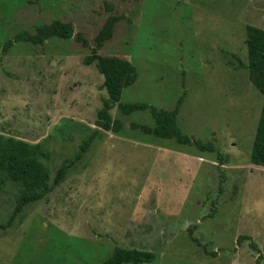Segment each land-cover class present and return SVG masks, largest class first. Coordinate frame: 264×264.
Wrapping results in <instances>:
<instances>
[{
	"label": "rangeland",
	"instance_id": "obj_1",
	"mask_svg": "<svg viewBox=\"0 0 264 264\" xmlns=\"http://www.w3.org/2000/svg\"><path fill=\"white\" fill-rule=\"evenodd\" d=\"M111 16L123 19L98 53L137 70L121 103L172 111L183 97L182 133L213 143L225 164L134 129L155 127L148 111L115 107L121 133L96 138L12 226L20 191L0 187V264H103L116 247L153 252L149 264H264V167L251 162L264 98L244 67L246 27L264 29V0H0V46L56 20L82 37L0 51V134L42 144L52 180L77 157L108 98L84 60Z\"/></svg>",
	"mask_w": 264,
	"mask_h": 264
},
{
	"label": "trees",
	"instance_id": "obj_2",
	"mask_svg": "<svg viewBox=\"0 0 264 264\" xmlns=\"http://www.w3.org/2000/svg\"><path fill=\"white\" fill-rule=\"evenodd\" d=\"M122 19L123 17L111 16L106 21L95 39V49L84 60L86 66L95 65L98 68L105 79L104 89L108 94V98L103 101V109L98 112L97 128L83 141L77 157L74 160L65 161L57 170L53 180L50 170L44 163L50 160L51 155L42 144H30L0 134V187L4 186L6 180H9L20 191L18 205L10 219L9 226H12L13 221L24 207L43 201L65 182L69 171L75 167L77 161L83 160L96 138L102 139L109 132L121 133L124 128L123 123L114 120L110 113L115 107H118L125 116L148 111L155 121V127L133 125L134 129H141L145 135L157 139L174 140L178 145L194 146L200 152H209L216 155L221 165L225 164L224 156L213 143H204L182 133L177 116L183 103V97L180 98L177 106L172 111L158 110L147 104L121 103L124 89L133 85L137 80L136 67L127 59L104 56L98 52L113 38L115 26ZM54 38L63 40L75 38L77 41H82L80 35H74L71 24L56 20L50 25L38 27L35 34L22 32L16 35L12 40L0 46V51L7 54L16 43L43 45L46 41ZM83 45L86 46L87 43L83 41ZM246 49L248 64L245 66L244 64L240 65L248 69L250 81L264 98V29L254 26L246 27ZM251 162L254 165L264 167V100L254 137ZM222 183L223 181H221V189ZM244 242H249L252 249L260 252L258 245L253 242L251 237L240 236L238 238V244ZM155 257V254L150 251L127 250L116 247L113 256L103 264H149L155 260Z\"/></svg>",
	"mask_w": 264,
	"mask_h": 264
}]
</instances>
